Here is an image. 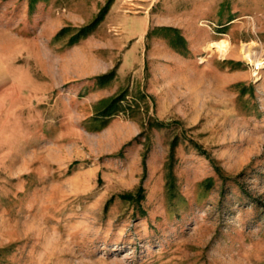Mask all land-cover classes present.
<instances>
[{
	"label": "rangeland",
	"instance_id": "374dc122",
	"mask_svg": "<svg viewBox=\"0 0 264 264\" xmlns=\"http://www.w3.org/2000/svg\"><path fill=\"white\" fill-rule=\"evenodd\" d=\"M199 3L0 0V264H264V0Z\"/></svg>",
	"mask_w": 264,
	"mask_h": 264
},
{
	"label": "trees",
	"instance_id": "16d2710c",
	"mask_svg": "<svg viewBox=\"0 0 264 264\" xmlns=\"http://www.w3.org/2000/svg\"><path fill=\"white\" fill-rule=\"evenodd\" d=\"M106 12V8H103L98 15L95 16V18L87 25L81 27L71 38L72 41L79 39L80 37L85 36L86 34L90 33L91 31H93V29L97 26V24L101 21V19L103 18L104 14ZM66 28H62L60 31H58V33L56 34V36L60 35L64 30H66ZM113 71H110L108 74L104 75L105 78L107 77H111L113 75ZM124 94H119L117 96L111 97L108 101H107V105H106V109L107 110V114L106 115H110L112 114L113 109H121L123 110L122 106H121V100L124 99ZM132 104H128V109L129 110H133L134 107H131ZM160 126H164V123L159 122ZM142 187L139 188V191H137V196H133V194L131 193H124L121 194L120 197L125 198V199H135L141 197V192H142Z\"/></svg>",
	"mask_w": 264,
	"mask_h": 264
},
{
	"label": "crops",
	"instance_id": "0c3cea01",
	"mask_svg": "<svg viewBox=\"0 0 264 264\" xmlns=\"http://www.w3.org/2000/svg\"><path fill=\"white\" fill-rule=\"evenodd\" d=\"M201 3L196 4L194 7H192L193 10H191L189 13H196L197 11H199V13H216L217 12V8L219 5V0H200ZM238 3L237 2L235 4V7H238ZM241 6H247L249 3V0H240ZM186 10V9H185ZM183 12L182 14L186 13V11H181ZM237 12V10H231V13Z\"/></svg>",
	"mask_w": 264,
	"mask_h": 264
},
{
	"label": "bare ground",
	"instance_id": "6f19581e",
	"mask_svg": "<svg viewBox=\"0 0 264 264\" xmlns=\"http://www.w3.org/2000/svg\"><path fill=\"white\" fill-rule=\"evenodd\" d=\"M247 44H242L241 52L243 53L244 57H249L250 58V52L251 51H249V48L247 47ZM228 45H229L228 40H226L225 38L224 39L222 38L219 41H212L211 43H209L210 47H214L218 51L225 52V53H226L227 49H229Z\"/></svg>",
	"mask_w": 264,
	"mask_h": 264
}]
</instances>
